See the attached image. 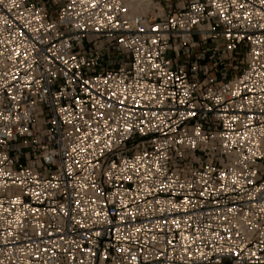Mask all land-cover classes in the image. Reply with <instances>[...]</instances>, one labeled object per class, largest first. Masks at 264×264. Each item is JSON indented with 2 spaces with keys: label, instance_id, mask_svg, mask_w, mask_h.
<instances>
[{
  "label": "built area",
  "instance_id": "2783aa9c",
  "mask_svg": "<svg viewBox=\"0 0 264 264\" xmlns=\"http://www.w3.org/2000/svg\"><path fill=\"white\" fill-rule=\"evenodd\" d=\"M0 0V264H264V0Z\"/></svg>",
  "mask_w": 264,
  "mask_h": 264
},
{
  "label": "bare ground",
  "instance_id": "6f19581e",
  "mask_svg": "<svg viewBox=\"0 0 264 264\" xmlns=\"http://www.w3.org/2000/svg\"><path fill=\"white\" fill-rule=\"evenodd\" d=\"M133 10L139 15H147V13L153 8L150 0H140L139 3L133 5Z\"/></svg>",
  "mask_w": 264,
  "mask_h": 264
},
{
  "label": "rangeland",
  "instance_id": "374dc122",
  "mask_svg": "<svg viewBox=\"0 0 264 264\" xmlns=\"http://www.w3.org/2000/svg\"><path fill=\"white\" fill-rule=\"evenodd\" d=\"M56 1H59V3H58V4H60V3H61V0H56Z\"/></svg>",
  "mask_w": 264,
  "mask_h": 264
}]
</instances>
